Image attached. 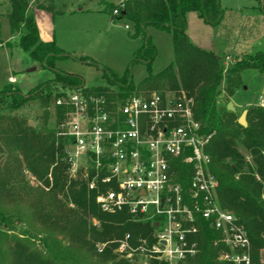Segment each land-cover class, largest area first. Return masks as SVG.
<instances>
[{"label": "trees", "instance_id": "trees-1", "mask_svg": "<svg viewBox=\"0 0 264 264\" xmlns=\"http://www.w3.org/2000/svg\"><path fill=\"white\" fill-rule=\"evenodd\" d=\"M103 1L112 10L113 19L125 18L134 27L133 37L141 36L143 44L134 53L126 73L120 76L105 67L106 84L86 88L81 76L57 67V60L72 56L54 40L41 38L30 12L31 0H8L7 17L12 32L26 29L18 45L41 67L52 70L55 78L25 94L12 82L0 91V243L9 239L13 242L8 250L0 251V264H144L139 256L131 260L115 252L117 241L130 233L134 247L142 238L151 245L154 242V221L135 218L128 209L104 212L96 201L97 192L90 191L85 180L71 176L66 153L69 141L58 127L68 108L55 107L56 129L32 126L13 115L33 99L46 109L73 88L103 96L113 107L122 106L128 98L149 97L155 92L172 91L192 99L194 119L203 134L211 137L206 150L212 157L210 169L220 185L219 201L249 233L253 264H264V106L248 110L247 126L239 122L236 111H220L219 87L225 78L222 58L196 46L188 35L189 12H196L210 25L221 23L224 9L220 0H124L119 4ZM262 6L264 12V3ZM38 7L54 15L68 13L66 8L57 9L44 2H39ZM115 9L119 15H114ZM152 27L171 33L175 52V59L158 73L152 72L158 55L149 33ZM138 63L146 66L149 75L136 84L133 67ZM250 68L264 74V53L246 55L228 70L229 95L239 88L242 72ZM178 170L179 181L188 188L193 170L181 163ZM27 171L42 186L30 187L25 178ZM21 192L32 197L34 210L29 209L33 208L29 203L19 202ZM33 220L40 222L38 230L42 233L35 234L27 228L29 223L34 226ZM18 227L22 228L20 235L13 233ZM222 237L209 221L202 222L198 235L200 264H231L220 261L221 253L227 250ZM99 244H106L102 251ZM149 264L164 263L152 259Z\"/></svg>", "mask_w": 264, "mask_h": 264}, {"label": "built area", "instance_id": "built-area-1", "mask_svg": "<svg viewBox=\"0 0 264 264\" xmlns=\"http://www.w3.org/2000/svg\"><path fill=\"white\" fill-rule=\"evenodd\" d=\"M119 13L115 9L114 15ZM66 92L54 109L68 108L58 127L69 141L71 176L97 192L104 212L128 209L135 218L155 222L152 245L142 238L134 247L133 236L126 233L115 252L131 260L139 256L144 264L152 259L200 264L198 235L207 220L223 235L227 250L221 253V262L254 263L249 233L219 201L220 185L206 150L211 137L194 119L192 99L172 91L155 92L113 107L107 98L82 88ZM180 163L193 170L188 188L179 181ZM105 246L99 244V251Z\"/></svg>", "mask_w": 264, "mask_h": 264}, {"label": "rangeland", "instance_id": "rangeland-1", "mask_svg": "<svg viewBox=\"0 0 264 264\" xmlns=\"http://www.w3.org/2000/svg\"><path fill=\"white\" fill-rule=\"evenodd\" d=\"M119 4L124 0H113ZM39 2L53 4L57 9L78 10L82 13L68 15L41 9ZM264 0H220L224 9V17L219 25L206 23L196 12L187 14L188 35L198 47L213 52L222 58L225 78L220 87L222 93L218 98V108L225 111L229 103H233L239 116L252 106H264V74L250 68L241 74L239 88L233 95H229L226 87L228 70L237 61L246 55L264 53ZM10 5L0 3L1 39L0 46V91L12 82L9 77L15 78L13 86L19 87L23 94L45 81L55 78L52 70L43 68L20 47L21 33H13L8 20ZM111 9L103 0H31L30 12L36 17L41 29H52L57 44L70 54L71 58L57 60V67L70 74L81 76L85 87L102 86L104 80L103 68L122 75L127 72L134 53L143 44L142 37H133L134 27L125 19L112 18ZM23 29V28H22ZM152 40L158 48V55L152 65V72L158 73L169 66L175 59L174 46L170 32H164L154 27L149 29ZM134 81L139 83L149 74L146 66L138 63L133 67ZM69 89L68 91H73ZM47 109V111H46ZM44 109L37 99L30 100L19 111L13 113L39 128L56 129L54 103ZM48 112V113H47ZM47 113V114H45ZM27 184L36 188L41 183L29 172L25 174ZM19 202L29 203L34 210L32 197L20 193ZM26 208L24 204H18ZM28 209V208H26ZM28 211V210H27ZM30 228L35 234L42 233L40 222L32 221ZM1 230V227H0ZM13 233L20 235L22 228L18 227ZM12 233V234H13ZM41 235V234H40ZM62 238V237H61ZM13 242L2 241L0 251L8 250ZM133 260V259H132Z\"/></svg>", "mask_w": 264, "mask_h": 264}, {"label": "crops", "instance_id": "crops-1", "mask_svg": "<svg viewBox=\"0 0 264 264\" xmlns=\"http://www.w3.org/2000/svg\"><path fill=\"white\" fill-rule=\"evenodd\" d=\"M82 12H84L83 11V8H80V9H78V10H68V15H74V14H79V13H82ZM35 19H36V17H35ZM1 20V19H0ZM37 22V21H36ZM37 25H38V23H37ZM38 29H40V36H41V38L44 40V41H55V43H57L56 42V38L54 37V31L52 30V29H49V30H47V29H41L40 28V25L38 26ZM24 30V28L22 29V31ZM25 32V31H24ZM0 46L1 47H3L2 46V44H0ZM60 46V45H59ZM61 48H63L62 46H60ZM64 49V48H63ZM10 79H11V81L12 82H15V78H13V77H9Z\"/></svg>", "mask_w": 264, "mask_h": 264}, {"label": "water", "instance_id": "water-1", "mask_svg": "<svg viewBox=\"0 0 264 264\" xmlns=\"http://www.w3.org/2000/svg\"><path fill=\"white\" fill-rule=\"evenodd\" d=\"M228 110H230V111H232V112H235L237 109H236V107H235V105L233 104V103H229V105H228ZM247 110H245V111H243L242 112V114L240 115V117H239V122L243 125V126H247L248 125V120L246 119V117H247ZM35 124V122L34 121H32L31 122V125H34ZM156 226H158V225H156Z\"/></svg>", "mask_w": 264, "mask_h": 264}]
</instances>
